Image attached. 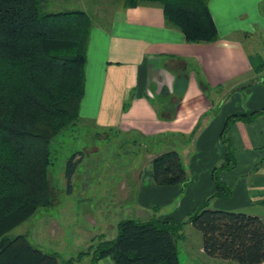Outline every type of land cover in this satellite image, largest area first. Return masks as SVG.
Instances as JSON below:
<instances>
[{"label":"crops","instance_id":"crops-1","mask_svg":"<svg viewBox=\"0 0 264 264\" xmlns=\"http://www.w3.org/2000/svg\"><path fill=\"white\" fill-rule=\"evenodd\" d=\"M76 1L74 10H91L96 20L87 46L79 114L98 130L116 129L144 139L165 137L180 144V150H171L179 153L187 182L157 186L150 170L152 191L144 195L166 203L181 194L178 214L170 215L174 220L187 218L207 200L208 205L214 201L215 209L241 212L251 203L264 204V113L230 124L232 168L222 167L231 160H224L228 148L221 138L232 115L264 109L261 82L245 97H233L236 87L264 77V0H209L218 38L199 43L186 42L181 31L166 24L157 5L123 9L117 0H49L47 10H66ZM158 153L148 155V164ZM214 175L228 189L221 196H213ZM200 252L207 264H237L207 256L202 245ZM97 264H110V259Z\"/></svg>","mask_w":264,"mask_h":264},{"label":"trees","instance_id":"trees-1","mask_svg":"<svg viewBox=\"0 0 264 264\" xmlns=\"http://www.w3.org/2000/svg\"><path fill=\"white\" fill-rule=\"evenodd\" d=\"M123 9L157 5L165 23L177 28L186 42H213L218 34L209 0H117ZM49 0H0V264H57L54 253L43 252L24 234L6 233L51 203L47 167L51 140L79 118L85 90V66L92 19L85 10H47ZM264 81V77H263ZM264 109L238 112L225 123L221 138L227 145L222 167L234 158L227 130L235 120L252 121ZM81 154V153H79ZM72 154L66 176L79 159ZM80 158V157H79ZM152 180L169 187L187 182L176 150L156 154L150 161ZM215 195L228 190L214 175ZM212 196V197H213ZM204 201L186 219L200 231L209 257L260 264L264 260V222L241 211L209 208ZM184 222L170 215L146 220L122 219L117 234H99L86 251L91 263L181 264L176 246ZM67 259L64 264H71Z\"/></svg>","mask_w":264,"mask_h":264},{"label":"rangeland","instance_id":"rangeland-1","mask_svg":"<svg viewBox=\"0 0 264 264\" xmlns=\"http://www.w3.org/2000/svg\"><path fill=\"white\" fill-rule=\"evenodd\" d=\"M77 3H71L66 10L76 9ZM95 18H98L97 14ZM95 21L92 19V25L96 24ZM244 42L247 44V40ZM251 88H242L232 95L245 97ZM86 97L88 99L89 91ZM83 116L81 112L73 124L50 142L51 163L47 167L52 189L50 205L39 207L29 218L6 233L9 237L24 234L31 244L43 252L56 254L57 264H64L67 259H72L71 264H90L91 255L79 253L86 251L99 234L108 240L113 239L117 234V224L122 219L146 220L152 216L162 218L178 214L181 194L166 203L153 201L154 196L149 194L144 195L145 191H152L147 182L150 172L148 155L180 150L177 140H167L165 137L144 139L138 135L128 136L116 129L98 130ZM72 154H77L79 160L72 177L68 179L67 161ZM145 198H148L146 204L143 203ZM149 202H152L151 205H147ZM213 203L208 207L214 208ZM250 205L242 212L260 214L264 218V204ZM186 219L176 217L174 222L180 223ZM180 233L175 238L180 263L207 264L208 258L200 252V231L184 222Z\"/></svg>","mask_w":264,"mask_h":264},{"label":"water","instance_id":"water-1","mask_svg":"<svg viewBox=\"0 0 264 264\" xmlns=\"http://www.w3.org/2000/svg\"><path fill=\"white\" fill-rule=\"evenodd\" d=\"M263 81V78H257V79H254V80H251L243 85H240L238 87H236V90H240L242 88H245V87H248V86H252V85H255L259 82H262Z\"/></svg>","mask_w":264,"mask_h":264}]
</instances>
